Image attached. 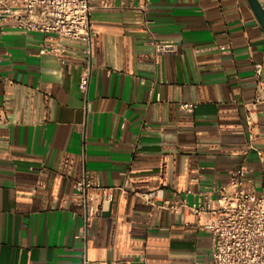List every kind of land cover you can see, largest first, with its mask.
<instances>
[{
	"label": "crops",
	"instance_id": "obj_1",
	"mask_svg": "<svg viewBox=\"0 0 264 264\" xmlns=\"http://www.w3.org/2000/svg\"><path fill=\"white\" fill-rule=\"evenodd\" d=\"M114 3L91 14L86 95L85 43L0 29V264H206L212 241L197 218L139 194L160 204L189 193L192 205L244 168L264 198V105L251 108L264 31L247 0ZM144 19L177 48L157 64ZM84 167L117 189L88 219L73 202Z\"/></svg>",
	"mask_w": 264,
	"mask_h": 264
},
{
	"label": "built area",
	"instance_id": "obj_2",
	"mask_svg": "<svg viewBox=\"0 0 264 264\" xmlns=\"http://www.w3.org/2000/svg\"><path fill=\"white\" fill-rule=\"evenodd\" d=\"M97 6L100 9L115 8L114 0H0V29L13 28L27 33H38L52 41L68 39L86 44L84 55L86 64L79 80V90L86 95L90 84L92 61L91 40L93 31L90 26L91 14ZM143 11V8L141 9ZM150 22L144 19L145 29L149 33V44L154 49L153 60L157 64L164 55L176 53V46L169 41H157L149 32ZM55 44H43L41 55L59 56ZM66 65L65 60H61ZM258 81L252 109L264 105V89L261 79L264 62L254 66ZM145 84L144 81L141 82ZM151 90L156 83H151ZM160 102V97L156 96ZM194 103H181L180 111L193 114ZM87 109V99H84ZM251 126V113L247 116ZM264 161V152L258 151ZM248 171L235 170L227 184L213 186L209 192L200 195L197 203H188V194L162 199L158 204L157 193L139 194L147 204L164 209L173 215L190 213L197 218V227L211 236L212 251L206 264H264V198L258 197L251 182L247 180ZM116 188L103 187L97 176L85 167L81 178L74 183V205L85 219L108 210L114 200ZM218 195L217 201L211 199ZM206 217L205 222L201 218ZM201 264V263H196Z\"/></svg>",
	"mask_w": 264,
	"mask_h": 264
},
{
	"label": "water",
	"instance_id": "obj_3",
	"mask_svg": "<svg viewBox=\"0 0 264 264\" xmlns=\"http://www.w3.org/2000/svg\"><path fill=\"white\" fill-rule=\"evenodd\" d=\"M250 8L252 9L254 16L264 31V9L259 0H247Z\"/></svg>",
	"mask_w": 264,
	"mask_h": 264
}]
</instances>
